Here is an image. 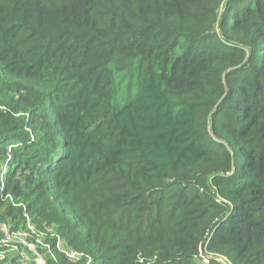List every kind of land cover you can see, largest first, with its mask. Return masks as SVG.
I'll return each mask as SVG.
<instances>
[{
	"label": "trees",
	"instance_id": "16d2710c",
	"mask_svg": "<svg viewBox=\"0 0 264 264\" xmlns=\"http://www.w3.org/2000/svg\"><path fill=\"white\" fill-rule=\"evenodd\" d=\"M0 252L264 264V0H0Z\"/></svg>",
	"mask_w": 264,
	"mask_h": 264
},
{
	"label": "rangeland",
	"instance_id": "374dc122",
	"mask_svg": "<svg viewBox=\"0 0 264 264\" xmlns=\"http://www.w3.org/2000/svg\"><path fill=\"white\" fill-rule=\"evenodd\" d=\"M8 239L10 240V245L7 246V247H10V248H8L9 249L8 251L10 252L12 249H14L15 251H17V250L20 251L21 254L27 259L26 262H28L30 259L29 254L27 252H25L23 249L21 251V249L19 248V244H22V245L28 247V249L31 251H34L36 255L38 254L34 245L32 243L28 242L26 240V238H24L23 236H12L9 234V236L7 237V240ZM25 264H27V263H25Z\"/></svg>",
	"mask_w": 264,
	"mask_h": 264
},
{
	"label": "built area",
	"instance_id": "2783aa9c",
	"mask_svg": "<svg viewBox=\"0 0 264 264\" xmlns=\"http://www.w3.org/2000/svg\"><path fill=\"white\" fill-rule=\"evenodd\" d=\"M1 229L7 232V230H6L4 227H1ZM8 236H9V234L7 233V237H8ZM3 243H4V246H8V244L10 243V240H9V239L7 240V238H6V240L3 241ZM3 256H4L3 252H0V259H1ZM71 256H74V255L71 254ZM202 261H203V263H205V264H209V263H210V258L205 257V258L202 259ZM219 261H220V262H223V263H228L227 260H224V259H220ZM38 262H39V264H44V260H43L42 258H40Z\"/></svg>",
	"mask_w": 264,
	"mask_h": 264
}]
</instances>
